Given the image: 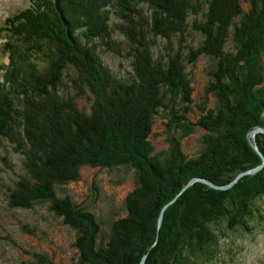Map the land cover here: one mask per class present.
<instances>
[{"label":"trees","instance_id":"16d2710c","mask_svg":"<svg viewBox=\"0 0 264 264\" xmlns=\"http://www.w3.org/2000/svg\"><path fill=\"white\" fill-rule=\"evenodd\" d=\"M34 1L2 27L12 67L0 80V141L10 140L26 169L9 188L10 205L48 202L65 225L84 232L75 243L78 264H138L157 247L169 258L159 253L145 264L218 262L219 233L250 230L249 222L262 220L264 169L230 189L192 184L164 214L172 235L151 250L158 223L143 217L138 200L165 203L195 176L225 186L262 163L247 132L264 126V0H109L117 6L114 18L101 13L95 21L76 1ZM115 31L125 42H116ZM103 43L129 61L127 74L103 62ZM201 58L209 64L197 94L187 64ZM158 114L184 135L201 130L200 149L157 154L150 136ZM122 162L139 169L141 183L127 214L105 234L91 212L57 189L82 165Z\"/></svg>","mask_w":264,"mask_h":264},{"label":"rangeland","instance_id":"374dc122","mask_svg":"<svg viewBox=\"0 0 264 264\" xmlns=\"http://www.w3.org/2000/svg\"><path fill=\"white\" fill-rule=\"evenodd\" d=\"M72 1L79 3V6L85 9V13H91L89 19L92 21L99 20L97 18L101 16V13L103 16L107 14V16L114 18V12L117 10L116 4L114 2L110 4L109 0H98L99 3L96 6L94 5V0H87L89 8L86 7L85 2L82 0H64L63 2L64 4H70ZM25 3H27V0H0V27L11 6L13 8L23 7ZM106 5L108 6L104 7ZM114 37L117 39L116 42H125L123 37L117 34L116 31L114 32ZM186 38L190 44V34ZM177 39L175 38L176 42H178ZM122 46L127 47L126 43L122 44ZM100 49L103 62L110 69L115 70L122 76L128 73L131 66L125 57L109 50L104 43ZM1 60L6 62L7 57L4 56L0 58ZM208 64V61L204 58H201L194 66L187 64V68L190 70L191 83L194 86V93L200 94L203 90L207 79L206 69ZM25 66L28 65L26 64ZM11 67L10 65L7 69L0 70L1 81L5 79ZM10 77L11 73L9 74ZM84 100V98L80 100L81 103ZM165 120L166 117L164 115L158 114L152 126L150 138L157 154L161 153V157L167 158L171 156L172 147L173 151L179 147L183 153L187 154H192L200 149L198 145L201 143V130L184 135L182 134V128H172V130L167 128ZM258 127L264 128V126H256L247 132L248 141L254 150L255 141L257 145L259 144L258 142L261 143L263 141H260L261 135L264 134L262 131L257 132L255 138H253L252 131ZM0 144V264H39L37 254L47 256L53 264H78L80 251L75 243H77L84 232L79 233L72 227L65 225L62 218L51 210L48 202L36 203L32 208L27 209L10 205L9 188L13 187L15 182L26 173L23 164L24 156L15 150L9 139L3 138ZM258 147L262 150L260 144ZM261 152L263 153V151ZM263 169L264 165L254 172L241 176L239 175L241 172L238 173L230 181L233 184L226 189H230L237 184L243 176L258 173ZM238 176L239 178L236 180ZM196 182L206 184L202 180H196L194 183ZM140 183L139 169L129 162L102 168L82 165L78 177L60 186L57 192L61 197L68 195L73 201L81 205L82 210L91 212L100 224L102 231L105 234H109L113 222L127 214V200L132 192L139 189ZM186 185L165 203H152V197L150 196H143L138 200V207L141 209L143 217L148 218L150 222L154 220L155 224L158 223L155 228L156 231L153 230L150 233L152 236L156 234L150 250L158 246L159 239L162 242H166L167 238L169 239L171 234V232L169 233V224L166 223L164 225V218L161 221L159 219L162 213L164 217L167 209L191 186L189 185L184 189ZM261 205L263 206L262 220L259 222L256 220L257 218H252L254 220L249 222L252 229L230 231L226 236L223 233H219L218 243L221 254L219 255L220 260L218 259L215 264H264V202ZM258 206L260 207L259 204ZM152 251L155 253L152 254ZM159 253L162 255V259L165 258L164 260H167L171 255L170 252H166L163 249L158 251L157 247L156 250H151V253L148 250L143 254L141 260L144 256H146V260L148 258L152 259V256H158ZM138 256L135 253L132 255L134 260Z\"/></svg>","mask_w":264,"mask_h":264},{"label":"water","instance_id":"95a60500","mask_svg":"<svg viewBox=\"0 0 264 264\" xmlns=\"http://www.w3.org/2000/svg\"><path fill=\"white\" fill-rule=\"evenodd\" d=\"M259 131L264 132V128H260V127L255 128V129L252 131L253 138H255L256 133L259 132ZM254 148H255L256 151H258L259 155L261 156V158H262V163H261L259 166H257L256 168L252 169V170H247V171H243V172H241V173L239 174L240 176H241V175H244V174H247V173H250V172H254V171L260 169V168L264 165V154L259 150V147H258L256 141H255ZM238 178H239V176L236 178V180H237ZM196 180H202V181H204L206 184H208V185H210V186H212V187H214V188H218V189H226V188L230 187V186L233 184V182H232V183H230V184H228V185L221 186V185H217V184L212 183L211 181H209V180L206 179V178H198V177H195L194 179H192V180L189 182L188 185H186V186L184 187V189L187 188V187H188L189 185H191L192 183H194ZM184 189H183V190H184ZM176 198H177V197H176ZM176 198H175V199H176ZM175 199H174V200H175ZM162 218H163V213L161 214L159 221H161ZM145 257H146V256H144V258L141 260L140 264H144V263H145V261H146V258H145Z\"/></svg>","mask_w":264,"mask_h":264},{"label":"bare ground","instance_id":"6f19581e","mask_svg":"<svg viewBox=\"0 0 264 264\" xmlns=\"http://www.w3.org/2000/svg\"><path fill=\"white\" fill-rule=\"evenodd\" d=\"M258 145H259V144H258ZM261 149H262V148H261ZM236 150H237V149H236ZM259 150H260V149H259ZM260 151H262V150H260ZM241 159H242V158H241ZM237 160H238V159H237ZM212 165H213V164H212ZM215 165H216V164H215ZM212 171H213V170H212ZM202 173H203V172H202ZM195 177H198V178H204V177H199V176H195ZM195 177H194V178H195ZM194 178H193V179H194ZM173 187H174V186H173ZM143 212H144V211H143Z\"/></svg>","mask_w":264,"mask_h":264}]
</instances>
